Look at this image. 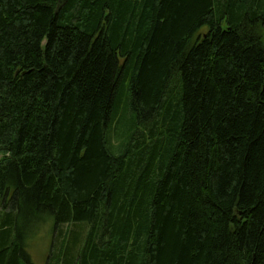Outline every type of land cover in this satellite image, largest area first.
Instances as JSON below:
<instances>
[{"label": "trees", "instance_id": "obj_1", "mask_svg": "<svg viewBox=\"0 0 264 264\" xmlns=\"http://www.w3.org/2000/svg\"><path fill=\"white\" fill-rule=\"evenodd\" d=\"M263 25L264 0H0V264L48 223L46 264H264Z\"/></svg>", "mask_w": 264, "mask_h": 264}, {"label": "rangeland", "instance_id": "obj_2", "mask_svg": "<svg viewBox=\"0 0 264 264\" xmlns=\"http://www.w3.org/2000/svg\"><path fill=\"white\" fill-rule=\"evenodd\" d=\"M208 30L207 26L202 27L201 33H205ZM260 33L263 37L264 42V25L261 26ZM126 91H127V83L123 86V95H122V104L125 105V98H126ZM124 105L122 106L121 111L124 110ZM122 113H125L124 111ZM123 116L125 114H122ZM127 116V114H126ZM123 122L120 125H116V129L114 126L113 132H112V142L115 146L118 147L120 140L117 139L116 136V130L118 132H122L125 129H127L128 125V116L123 118ZM127 121V122H126ZM52 238H53V232H52V225L51 223L48 224H40L39 229H37V232L32 235V237L28 240V252L30 253L31 259L34 262V264H46V261L48 259L51 244H52Z\"/></svg>", "mask_w": 264, "mask_h": 264}]
</instances>
